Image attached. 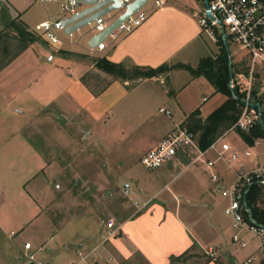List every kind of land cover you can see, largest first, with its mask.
I'll list each match as a JSON object with an SVG mask.
<instances>
[{
    "label": "crops",
    "instance_id": "1",
    "mask_svg": "<svg viewBox=\"0 0 264 264\" xmlns=\"http://www.w3.org/2000/svg\"><path fill=\"white\" fill-rule=\"evenodd\" d=\"M59 1L0 0V58L4 59L0 65V99L6 101L7 108L13 109L15 114L10 112L14 117L28 114L35 117L45 111L48 118L54 116L61 123L78 124L122 123L131 116L128 120L134 122L133 129L153 121L150 107L157 99L158 106L170 110L171 116L153 122L138 137L135 143L145 142L143 155L192 112L198 110L204 120L225 100L226 96L217 92L203 75L194 76L184 67H172L150 78L123 79L96 65L97 60L105 58L123 63L126 68L161 64L195 68L203 57L215 56L219 46L208 53L206 34L196 16L205 6L203 0H163L157 7L149 1L143 8L146 19L129 32L114 30L106 35L101 49L91 42L92 36L98 33L94 21L70 35L59 31L61 43L58 45L49 44L35 30V25L42 20H61L68 16L60 10ZM123 11L122 7L103 15L105 26ZM214 44L217 43L214 41ZM244 72L235 70L237 82L242 83L238 76ZM202 77L212 91L213 101L208 105L204 104L205 96L191 103L190 86ZM233 130L229 128L218 137L230 145L236 153L235 159L229 162L217 159L216 151L207 149L202 160H195L192 148L179 149L166 162L171 169L162 168V178L151 180L153 190L145 192L138 180V187L145 192L137 197L140 205L120 218L114 228L104 227V233L100 234L99 227L93 226L74 240L59 242L57 250H62V257L52 263L51 258L44 261L50 264H174L184 255L189 257L211 247L215 256L201 264H263L264 243L260 234L243 228L237 233L244 245L233 241L236 231L232 219L224 214L228 200L221 195L220 188L231 184L239 169L264 165V140L257 137V143L254 140L247 144ZM10 133L8 138H18L13 143L24 148L28 157L31 154L34 165L30 171L36 172V164L41 168L43 158L27 134L20 133L16 127ZM194 139L198 145L195 132ZM208 160L213 161L212 167H207ZM212 174L216 181L212 180ZM24 181L25 178L21 180L22 187ZM2 188L0 181V249L3 238L14 235V227L18 226L17 217L12 222L11 216L4 213V208L12 206L14 195ZM31 204L30 216H34V201ZM26 221L22 219L20 224ZM24 241L33 245L27 238ZM53 248L50 246L49 251ZM78 252L86 256L85 260H80ZM17 260L23 263L20 256Z\"/></svg>",
    "mask_w": 264,
    "mask_h": 264
},
{
    "label": "rangeland",
    "instance_id": "2",
    "mask_svg": "<svg viewBox=\"0 0 264 264\" xmlns=\"http://www.w3.org/2000/svg\"><path fill=\"white\" fill-rule=\"evenodd\" d=\"M215 29L219 34L218 27L215 26ZM227 38L229 57L232 56L231 62L233 60L235 64L234 70L247 71L249 60L246 50L231 40L230 36ZM206 39L209 45L207 51L212 53L218 45L207 35ZM3 61L0 58V65ZM255 76V83L264 80V65L256 68ZM238 78L243 81L241 77ZM241 84L243 86V82ZM158 86L163 88V84ZM189 92L191 103L201 100L202 96L207 98L205 105L213 101L210 85L203 77L191 84ZM156 100L150 107L153 121L131 129L134 125V122L129 121L131 116L129 120L126 117L122 123L110 121L78 124L67 121L61 123L54 116L48 118L45 111L35 117L28 114L18 118L12 115V108L6 107V101L0 99V181L6 193L14 195L12 206L4 208V213L11 216L12 222L16 217L18 221L14 235L3 238L0 249L2 264H19L17 256L23 255L20 246L23 247L25 238L33 243L32 249L38 260L51 258L52 263L62 257V250H57L59 242L74 240L93 226L99 227L100 234L104 233V227L108 228L109 221H112L114 228L120 218L140 205L137 197L155 188L151 180L162 178V168L171 169L168 165L170 163H164L156 170L145 168L140 161L145 142L135 143L153 122L171 116L158 111L159 103ZM198 120L204 121L199 117V112L187 116L178 125L193 128ZM15 127L20 133L27 134L43 158V166L39 168L40 165L36 164V172L30 171L34 165L31 154L28 157L24 148L13 143L18 138H8ZM227 130H222L220 134ZM235 132L238 133L232 131ZM195 133L199 137L200 131ZM171 173H174L173 170ZM23 178L26 182L24 187L21 186ZM138 180L145 192L138 187ZM125 189L128 190L127 194ZM148 195L146 193L147 198ZM31 201L35 203L34 216H30L33 212ZM22 219L27 221L20 224ZM50 236L53 239L50 240ZM50 246L55 247L51 252ZM208 258L212 257L202 248L189 257L184 255L174 264H201ZM22 259V264H28L23 256Z\"/></svg>",
    "mask_w": 264,
    "mask_h": 264
},
{
    "label": "built area",
    "instance_id": "3",
    "mask_svg": "<svg viewBox=\"0 0 264 264\" xmlns=\"http://www.w3.org/2000/svg\"><path fill=\"white\" fill-rule=\"evenodd\" d=\"M46 1V0H41ZM100 1V0H97ZM134 0H120L122 4H128ZM151 2L153 6H161L163 0H146V2L134 13L122 20L115 28V30L129 32L136 26L140 25L147 17L144 6ZM207 6H204L202 12L196 14L198 23L204 32L213 41H217L224 32L226 41L228 36L231 40L238 43L246 50L249 65L246 73L239 74L243 79V88L245 91L244 103L241 106V111L238 118L230 127V129L239 128L243 131H248L250 127L256 122H261L264 127V80L258 82L255 86V70L259 65H264V2L262 0H207ZM59 8L62 12L68 14H75L78 12V0H60ZM210 12V16L206 13ZM96 29L98 32L105 28L103 15L94 19ZM61 21L59 19H45L35 25V30L38 31L42 38L51 45H58L61 43L59 31L62 30ZM215 26L219 29L217 34ZM228 44V42H227ZM103 47V42L98 44V48ZM236 81V80H235ZM235 83H238L237 81ZM234 85L233 79H230L229 86ZM257 88V96L260 97L261 113L259 114L256 106L252 103V90ZM158 111L169 116L170 110L159 107ZM264 140V137H262ZM221 137L214 139L206 149H200L195 142L194 133L185 126L176 125L170 129L159 142L148 149L142 155L140 161L147 169H156L167 161L171 160L176 152L183 147H190L194 152L195 160H202L207 149H213L217 153V159H222L226 162L236 158V153L231 151V147L227 142H221ZM257 143L258 140H255ZM218 144V146H217ZM228 153L226 156L225 153ZM248 154V152H246ZM207 167H212L213 161H206ZM212 180L217 178L214 174L211 176ZM251 185L264 186V165L258 166L249 170L239 169L236 172L234 181L220 188V193L227 198L228 203L224 207V214L232 219V226L236 231L233 235V241L244 245L239 240L238 231L246 228L247 230L260 234L264 243V228L260 225L249 223L244 218V212H249L246 205V192ZM124 192L127 194L128 190ZM250 216V214H249ZM112 221H109L107 226L111 228ZM113 234V231L111 232ZM23 257L28 264H50L45 261H40L36 258L35 251L29 241H24ZM205 253L210 257L215 256V250L211 247L205 250ZM20 256V259H22ZM80 260H85L86 256L78 252ZM112 258L110 257L109 260ZM23 260V259H22ZM250 261V259H248Z\"/></svg>",
    "mask_w": 264,
    "mask_h": 264
},
{
    "label": "trees",
    "instance_id": "4",
    "mask_svg": "<svg viewBox=\"0 0 264 264\" xmlns=\"http://www.w3.org/2000/svg\"><path fill=\"white\" fill-rule=\"evenodd\" d=\"M219 51L215 56H206L200 59L198 65L192 68L188 65L175 64L168 66L161 64L156 67L131 66L126 68L123 63L111 62L105 58L99 59L96 65L104 71L120 78H150L166 72L172 67H184L194 76L203 75L214 87L217 92L226 96L225 100L217 106L203 122L198 120L193 128L187 127L193 133L200 131L198 137V147L206 149L210 143L218 137L220 132L229 129L238 118L241 106L244 103L245 91L240 82L235 83V70L233 63L232 78L229 75V56L225 51L221 37L216 41ZM246 73V71L244 72ZM230 79H233L234 85L229 86ZM258 82L255 83V86ZM244 85V84H243ZM257 88L252 90V103H261L257 96ZM253 104V106H255ZM198 111L190 115L197 114ZM241 138L247 143L252 144L257 137H264V127L261 122L256 121L248 131L235 128ZM246 205L249 212H244V218L249 223L264 225V186L251 185L246 192ZM251 214V217L249 216ZM175 259V258H174Z\"/></svg>",
    "mask_w": 264,
    "mask_h": 264
},
{
    "label": "water",
    "instance_id": "5",
    "mask_svg": "<svg viewBox=\"0 0 264 264\" xmlns=\"http://www.w3.org/2000/svg\"><path fill=\"white\" fill-rule=\"evenodd\" d=\"M78 12L75 14H68V16L62 18L60 21V25L62 28V32L65 35L72 34L75 30H79L86 25L92 23L94 19L100 15H106L110 13L112 10H117L120 8H124V11L115 18L110 24L105 26V28L92 36L91 42L94 45H98L101 43L105 36L112 33L116 26L125 18H127L129 15L134 13L136 10H138L145 2L146 0H134L128 4H122L120 0H78ZM204 5L207 6V0H203ZM82 6V7H81ZM208 16H210V12L206 13ZM221 39L223 46L225 48V51L227 52L229 56V50H228V44L225 39L224 32L221 34ZM90 44V43H89ZM230 58V57H229ZM231 59H229L228 62V68H229V75L230 78H232V66H231ZM259 114L261 113V106L258 103L254 104ZM251 217V214H250ZM264 228V225H260ZM264 264V263H263Z\"/></svg>",
    "mask_w": 264,
    "mask_h": 264
}]
</instances>
